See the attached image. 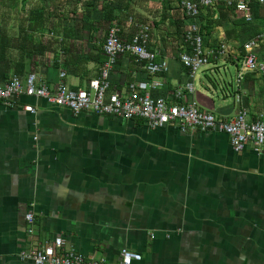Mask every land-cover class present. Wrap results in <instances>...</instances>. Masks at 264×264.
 Here are the masks:
<instances>
[{
    "label": "crops",
    "instance_id": "1",
    "mask_svg": "<svg viewBox=\"0 0 264 264\" xmlns=\"http://www.w3.org/2000/svg\"><path fill=\"white\" fill-rule=\"evenodd\" d=\"M36 2L1 13L2 78L35 72L55 86L65 71L70 87H86L107 59V34L91 35L87 28L78 36L73 28L56 27L58 17L50 18V27L37 19L46 13ZM160 3L150 45L158 59L167 60V69L153 74L134 56L121 55L110 71L109 92H127L135 81L170 101L182 90V101L217 115L234 116L240 106L249 119L264 114V73L247 71L239 79L244 43L264 30V4L253 0L250 19L222 7L230 21L216 11L213 29L202 28L203 8L196 21L205 44L220 52L192 73L180 52L193 20L180 0ZM141 5L132 0L120 24L114 22L124 35L136 30L131 20L147 23L154 15L151 5ZM254 51L264 62V40ZM190 82L193 89L187 88ZM29 210L35 213L34 233L27 228ZM56 238L112 263L127 247L142 255L132 264H264V150L249 143L236 151L220 130L153 127L141 117L92 110L74 113L29 95L0 100V264H37L24 252Z\"/></svg>",
    "mask_w": 264,
    "mask_h": 264
},
{
    "label": "built area",
    "instance_id": "2",
    "mask_svg": "<svg viewBox=\"0 0 264 264\" xmlns=\"http://www.w3.org/2000/svg\"><path fill=\"white\" fill-rule=\"evenodd\" d=\"M264 4V0H256ZM216 0H180L185 15L191 20L184 32L185 47L180 52L181 61L189 67L192 73L209 63L211 55L220 52L218 47H209L205 44L201 25L197 18L202 9L213 6ZM228 6L245 13L246 18L252 16L251 5L253 0H226ZM131 20V19H130ZM136 26L135 32L124 35L122 27L114 23L104 40L103 49L107 56L100 76L90 80L86 87L73 88L65 81V71H61V79L55 86L40 81L35 72L26 77L13 75L4 80L0 74V100L10 103L21 95H29L47 99L59 106L69 107L74 113L83 110H92L99 114L116 115L123 118L141 117L149 125L160 127L169 123L178 125L181 129H213L227 133L231 144L236 151L244 150L251 143L256 151L264 150V114L255 119H249L248 109L240 106L234 116L217 115L212 111L200 108L195 102L186 103L183 100L182 90H177V100L170 101L163 95H155L152 91L141 88L137 82L129 83L127 92H109L110 71L119 56L129 54L142 62L143 67L150 73L162 72L167 69L166 59H158L157 51L151 48L152 26L150 22L139 23L132 21ZM264 40V30L256 37L244 43V51L240 53L239 79H243L247 71L264 73V62L259 60L254 48ZM221 52L226 46L220 44ZM157 83L149 84L155 88ZM193 89L192 82L187 84ZM240 102V98H238ZM25 109L35 112L33 105H25ZM27 228L30 233L35 232V213L29 210L26 213ZM25 257L37 264H132L140 260L142 255L130 248L124 247L118 263L105 261L95 256H86L74 247H65L62 238H56L54 243H45L34 246L24 252Z\"/></svg>",
    "mask_w": 264,
    "mask_h": 264
},
{
    "label": "rangeland",
    "instance_id": "3",
    "mask_svg": "<svg viewBox=\"0 0 264 264\" xmlns=\"http://www.w3.org/2000/svg\"><path fill=\"white\" fill-rule=\"evenodd\" d=\"M32 1L33 0H0V21H1L2 11H20V10L24 11L25 9L32 7L31 6ZM73 1L74 0H56V4L58 7L60 6V9L63 10V11H61V10L60 11L63 13V12H68L67 10H68V8L72 7ZM102 1L103 0H95L96 6L99 8H95V10H93L91 13H88L87 6L81 5V1L78 0L77 4H76L78 7L77 13L76 14L72 13L68 17L62 16L61 23H58V25L56 27H66L67 26L71 29L73 28V31L75 32V34H78V36L86 35L87 26H85L84 23H88V24L95 23L96 24L95 20L97 18L102 17L103 11L100 10V6H101L100 4H102ZM125 1L129 4L132 0H125ZM46 2L48 3L49 1L46 0ZM140 2L142 4L141 8L144 9L145 7L147 8V5H151L153 11H155V12H153L154 15L151 14L152 16L150 18H148V20H150V23H152L154 21L153 20L154 18H152V17L161 13L160 0H140ZM12 4H14V5H12ZM36 4H37V2H36ZM149 8H150V6H149ZM65 9H67V10H65ZM130 9H131V6L129 7V10ZM154 9H156V10H154ZM129 10H128V12H129ZM216 11L222 12V18L228 24V21H230L231 13L229 11L225 12L223 10V8L219 7L217 5V3L215 2V4L213 6L205 7L203 9V16L202 17L205 19L206 24H205V26H202V28L203 27H210V29H211L213 26H215V25H210V23L215 22V19H214V21H210V17L213 16V14ZM201 21H202V25H203V20H201ZM98 33L103 35V37L105 36L104 29L98 30ZM209 33H211V32H209ZM209 42L213 43L216 41L209 40ZM211 45H213V44H211Z\"/></svg>",
    "mask_w": 264,
    "mask_h": 264
},
{
    "label": "trees",
    "instance_id": "4",
    "mask_svg": "<svg viewBox=\"0 0 264 264\" xmlns=\"http://www.w3.org/2000/svg\"><path fill=\"white\" fill-rule=\"evenodd\" d=\"M47 3L46 0H40L36 4V9L41 10V13L45 15L46 17L39 16L37 19L46 22V25H50V27L55 26V24L51 23L50 18L58 17L59 20L63 17H68L69 15L76 14L77 13V1H73L72 7L65 9L68 12H61L63 11L60 9V6L58 7L56 4V0H48ZM81 5L87 6L88 13H91L95 8H99L96 6L95 0H80ZM162 3H165L167 0H160ZM216 3L219 7H229L226 3V0H216ZM15 4V3H14ZM100 10L103 11V15L100 18H97L95 20V23H84L85 26H87L88 29H91L90 32L91 35L94 34V32H97L98 30L104 29L105 34L108 33L110 27L114 24V22H120L122 21V18L127 14L129 7L131 6V2L128 4L125 0H103L102 4H100ZM61 10V11H60ZM106 38V37H105ZM105 40V39H104Z\"/></svg>",
    "mask_w": 264,
    "mask_h": 264
}]
</instances>
